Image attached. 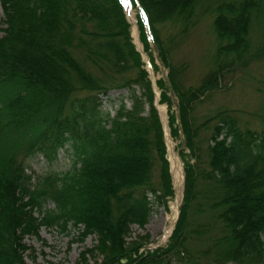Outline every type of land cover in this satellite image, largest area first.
Listing matches in <instances>:
<instances>
[{"label":"trees","instance_id":"trees-1","mask_svg":"<svg viewBox=\"0 0 264 264\" xmlns=\"http://www.w3.org/2000/svg\"><path fill=\"white\" fill-rule=\"evenodd\" d=\"M196 1L137 0L151 34L138 17L143 50L157 69L152 43L168 69L155 85L184 170L172 232L164 245L146 248L126 241L130 226L148 221L149 194L166 204L174 187L153 85L121 0H0V264H27L25 235L69 224L82 239L95 236L82 251L102 256L95 264H202V256L203 264H264V131L241 128L227 108L198 123L192 114L221 87L224 68L249 54L257 0L217 5L213 26L225 43L214 67L183 88V68L169 62L156 25L186 32ZM123 88L131 106L103 111L101 96ZM59 149L69 151L70 168L32 181L25 161L55 159Z\"/></svg>","mask_w":264,"mask_h":264},{"label":"rangeland","instance_id":"rangeland-1","mask_svg":"<svg viewBox=\"0 0 264 264\" xmlns=\"http://www.w3.org/2000/svg\"><path fill=\"white\" fill-rule=\"evenodd\" d=\"M158 1H165L168 4L173 2V0ZM239 1L241 0H197L192 17L194 22L184 33L180 31L179 25H171L168 22L156 25L160 28L164 43L168 42L166 46L169 62L175 67L183 68L178 74L179 82L183 88L196 86L200 82L202 77L214 67L216 47L221 43H225L224 40L218 38L213 26V20L217 15L215 8L222 2L238 3ZM121 2L126 18L130 23L133 42L142 55L145 68L153 85L154 105L158 110L164 129L167 159L170 171H172L174 187V195L168 197L166 204L156 201L154 196L149 194L152 201L151 215L142 227L136 224L130 226V234L126 237V241H137L146 245V248H155L166 243L177 220L176 217H178L177 213H179L181 203L178 194L181 195L183 190V162L177 150L179 141L173 139L170 135L167 106L165 103H159L160 90L155 85L157 78L166 77L168 69L161 63L152 43L151 53L155 59L154 63L158 66L157 69L153 68L147 53L143 50V45L139 39L138 17L145 22L149 38H151V34L148 30L146 15L137 0H121ZM257 4V9L255 7L251 11V26L248 34L251 43L249 54L244 59L233 61L228 68H224L223 79L220 83L221 87L212 90L208 93V96L196 103L192 114L196 117L197 123L202 121L206 115L213 114L218 108H227L238 118L241 128L264 131V53L261 52L264 46V0H257ZM79 57L81 58L80 55ZM232 57L233 54H228L222 57V61L228 62ZM128 93V89L123 88L112 90L107 96H101V109L113 115L121 101L129 108L131 100ZM208 133L207 135H209ZM201 136L203 135L201 134ZM173 155L182 171L181 177L175 172V166L178 164L173 162ZM14 156L19 155L14 154ZM71 162L72 158L69 151L59 149L55 159L47 160L42 154H36L25 161V167L26 172L32 175V181H34L35 177L44 175L47 172H64L68 170ZM157 179L158 169L155 167L154 180ZM173 204H177V213L174 222L171 224ZM46 207H52V204L47 203ZM167 227L171 228V232L165 235L164 228ZM80 231L77 227L69 224L66 231L60 230L57 226L41 227L38 236L25 235V243L30 246V250H26L27 252L24 255L26 263L95 264L102 259V256L94 257L90 253L82 254L83 250L92 247L96 243L95 236L90 235L82 239ZM196 255L200 254H194V256ZM198 261L203 264L206 259L202 256Z\"/></svg>","mask_w":264,"mask_h":264},{"label":"bare ground","instance_id":"bare-ground-1","mask_svg":"<svg viewBox=\"0 0 264 264\" xmlns=\"http://www.w3.org/2000/svg\"><path fill=\"white\" fill-rule=\"evenodd\" d=\"M130 7V6H129ZM171 147V146H170ZM174 156V155H173ZM174 161L173 162H175V163H177V159L175 158V156H174ZM178 164V163H177ZM174 165V164H173ZM175 172H177L178 174V176L179 177H181V175H182V171H181V169H180V167H179V164L177 165V166H175ZM176 175V176H177ZM177 176V177H178ZM178 199H180V193L178 194ZM178 201V200H177ZM179 212V211H178ZM176 213H177V204H173V207H172V221H171V224L174 222V219H175V215H176ZM170 227H171V225H170ZM170 227H167V228H164L165 229V235H167L168 233H170L171 232V228ZM164 237V236H163Z\"/></svg>","mask_w":264,"mask_h":264},{"label":"water","instance_id":"water-1","mask_svg":"<svg viewBox=\"0 0 264 264\" xmlns=\"http://www.w3.org/2000/svg\"><path fill=\"white\" fill-rule=\"evenodd\" d=\"M171 173H172V171H171ZM181 198H182V194L180 195V200H181ZM177 215H178V213H177ZM176 218H177V217H176ZM121 261H124V260L122 259Z\"/></svg>","mask_w":264,"mask_h":264}]
</instances>
